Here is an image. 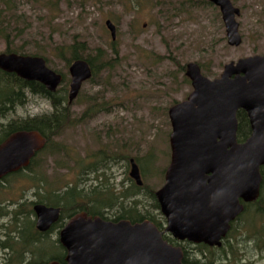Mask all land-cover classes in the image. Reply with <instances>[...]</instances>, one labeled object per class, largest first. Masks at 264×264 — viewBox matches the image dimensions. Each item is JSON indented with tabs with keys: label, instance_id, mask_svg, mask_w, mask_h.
<instances>
[{
	"label": "rangeland",
	"instance_id": "obj_1",
	"mask_svg": "<svg viewBox=\"0 0 264 264\" xmlns=\"http://www.w3.org/2000/svg\"><path fill=\"white\" fill-rule=\"evenodd\" d=\"M230 1L240 12L236 17L242 38L239 47L228 45L220 9L206 0H137L134 8L121 0H15L13 8L23 20L19 27L26 32L16 42L27 51L22 56L43 58L49 69L66 76L67 93L69 67L56 57L58 49L71 47L76 40L86 45L87 55L103 49L104 62L114 66L103 68L86 82L70 106L72 119L81 122L55 137L31 170L0 181V204L14 211L18 205L38 203L70 184L85 190L90 199L105 201L99 191L91 190L107 189L116 196L129 191L135 184L129 176L131 159H139L144 167L143 173L137 163L144 186L154 194L160 190L171 162L168 111L193 91L182 69L195 63L205 77L214 80L230 63L264 57V0ZM108 20L117 29L115 42L105 26ZM5 51L6 43L0 39V55ZM90 104L102 110L84 118ZM52 112L47 100L26 93L25 105L0 124ZM91 166L97 170H88ZM138 200L143 212L155 211L160 220L145 190ZM119 210L100 211L114 220ZM30 220L35 223V215ZM9 222V218L0 221V241L5 240L4 227ZM62 229L43 238L39 249L52 256L60 254L55 247H60ZM176 243L192 256L198 254L196 246ZM241 247L247 263L264 264V251L256 250L245 238ZM19 256L20 252H7L0 246V264H18Z\"/></svg>",
	"mask_w": 264,
	"mask_h": 264
},
{
	"label": "water",
	"instance_id": "obj_2",
	"mask_svg": "<svg viewBox=\"0 0 264 264\" xmlns=\"http://www.w3.org/2000/svg\"><path fill=\"white\" fill-rule=\"evenodd\" d=\"M220 9L228 45L239 47L242 38L230 0H206ZM113 42L117 29L105 23ZM0 71L28 83H38L55 94L64 78L40 57L0 55ZM68 105L78 99L83 85L93 77L85 60L69 67ZM193 91L168 111L172 127L171 162L163 187L155 193L166 221L160 231L150 221H105L85 213L74 215L59 234L66 251L65 264H184V252L164 240L168 234L179 243L221 248L231 226L245 205L258 201L264 168V57L255 56L225 66L220 78L211 80L195 63L185 67ZM243 111L251 135L237 139V115ZM46 145L36 131H20L0 144V180L27 169ZM130 178L138 187L143 180L139 166L130 160ZM36 230L47 233L61 217V209L36 204ZM49 264H60L51 262Z\"/></svg>",
	"mask_w": 264,
	"mask_h": 264
},
{
	"label": "trees",
	"instance_id": "obj_3",
	"mask_svg": "<svg viewBox=\"0 0 264 264\" xmlns=\"http://www.w3.org/2000/svg\"><path fill=\"white\" fill-rule=\"evenodd\" d=\"M126 1L134 8L137 0H121L122 4ZM134 2V4H133ZM15 0H0V39L6 43L5 54L26 55L27 51L16 44L17 40L24 38L26 32L21 30L19 24L23 22L20 15L13 8ZM25 24V23H24ZM116 44H112L113 51L116 52ZM87 47L83 43L76 40L72 42L71 47L61 48L57 50L59 59L63 60L67 67L76 60H85L92 68L93 77L96 78L100 70L106 67L112 68L114 63L104 62L107 56L103 49H97L95 54L87 55ZM38 55V54H36ZM100 62V65H96ZM185 71V69H182ZM64 82L55 94L49 93L42 85L38 83H28L19 79L14 74H6L0 71V120L3 119L19 107H23L26 103V93L47 100L53 108V112L48 115L28 118L25 120L8 121V123L0 124V144L11 135L20 131H36L45 139V148L39 152L31 161L30 166L25 169L31 170L36 163L37 157L46 152L53 139L61 135L66 129L76 126L81 122L75 121L71 117L70 106L68 105L67 93V77L62 75ZM102 107L98 104H90L84 118L92 116L97 111H101ZM83 118V119H84ZM238 132L237 139L239 143L245 142L251 135V128L247 115L240 111L237 115ZM150 158V157H149ZM144 173L141 161L135 159ZM137 164V165H138ZM96 166H91L88 170H97ZM94 168V169H93ZM263 183L261 186V196L258 201L245 205L242 215L231 226L227 238L224 240L221 248H210L205 245H194L198 251L196 256H192L183 247L184 264H249L247 263L241 247V241L245 238L246 242L252 243L259 252L264 251V168L261 170ZM16 173L10 176H18ZM8 176V177H10ZM42 188V187H41ZM146 191V197L153 202L152 207L158 211L157 220L154 212H143L141 203L138 200L142 191ZM99 191L101 196H105V201L99 202V199H90L85 190L80 189L76 184H70L65 189L52 191L51 197H45L38 203L21 204L16 206L14 211H9V207L0 204V221L9 218L10 222L5 226V240L0 243L3 248H9L12 252H20L18 264H49L58 262L65 264L66 251L63 247H55L60 250V254L49 255L47 251L39 249V244L43 242V237L35 231L31 216L34 215L33 207L36 204H42L47 207H56L62 210L59 222L54 226L53 230L64 228L66 222L74 215L85 213L89 217H100L105 221L119 222L126 220L132 224L143 221H150L156 225L160 231H164L166 221L160 213V208L155 198V194L147 189L144 185L138 187L133 184L126 193L122 195H111L107 189L100 190L94 188L91 192ZM100 196V197H101ZM137 200H133V199ZM119 208V216L114 220H108L104 217L101 209ZM245 230V232H242ZM242 233V234H241ZM245 234V237L243 235ZM164 240L173 246H180L170 235L165 234ZM44 242L42 243V245ZM195 255V254H194Z\"/></svg>",
	"mask_w": 264,
	"mask_h": 264
},
{
	"label": "flooded vegetation",
	"instance_id": "obj_4",
	"mask_svg": "<svg viewBox=\"0 0 264 264\" xmlns=\"http://www.w3.org/2000/svg\"><path fill=\"white\" fill-rule=\"evenodd\" d=\"M2 124H4V123H2ZM38 154V153H37ZM26 170H22V171H20V172H25ZM20 172H18V173H20ZM8 177V176H7ZM7 177H5V178H3L2 180H0V181H3V180H5ZM132 180V179H131ZM136 185V184H135ZM61 214H62V210H61ZM35 219H36V217H35ZM53 228H54V226L51 228V230L49 231V232H47V233H40V232H38L37 230H36V220H35V231L39 234V236L40 237H43V238H45V237H47V236H50V234L54 231L53 230ZM3 241H0V243H2ZM61 246V245H60ZM62 247V246H61ZM5 249V248H4ZM7 252H10L11 250L9 249V248H6L5 249ZM12 252V251H11ZM14 253V252H13ZM4 258H6V256L4 255ZM66 258V257H65Z\"/></svg>",
	"mask_w": 264,
	"mask_h": 264
},
{
	"label": "bare ground",
	"instance_id": "obj_5",
	"mask_svg": "<svg viewBox=\"0 0 264 264\" xmlns=\"http://www.w3.org/2000/svg\"><path fill=\"white\" fill-rule=\"evenodd\" d=\"M95 196V195H94Z\"/></svg>",
	"mask_w": 264,
	"mask_h": 264
}]
</instances>
